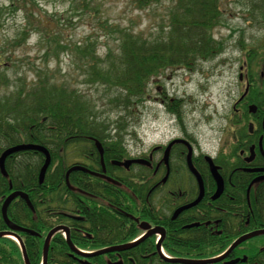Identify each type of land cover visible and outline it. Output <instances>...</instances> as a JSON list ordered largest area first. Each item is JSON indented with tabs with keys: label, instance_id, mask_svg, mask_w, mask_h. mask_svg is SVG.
Here are the masks:
<instances>
[{
	"label": "flooded vegetation",
	"instance_id": "1",
	"mask_svg": "<svg viewBox=\"0 0 264 264\" xmlns=\"http://www.w3.org/2000/svg\"><path fill=\"white\" fill-rule=\"evenodd\" d=\"M238 50L239 55L228 61L230 71L236 69L234 77L228 76L227 107L219 116L222 127L214 154L203 151L196 134L184 128L131 156L125 146L123 154L107 153L111 147L98 141L100 153L94 141L99 163L94 160L90 165L82 157L70 166H84L92 173L80 169L68 172L69 167L65 171L66 189L54 194L60 196L61 205L47 210L45 221H57L55 226L46 223L35 229L15 222L12 217L23 214L18 206L22 201L28 211L27 222L36 223V200L40 201L44 192L38 193L37 187L27 192L9 186L0 204V239H10L14 247L11 253L7 242H1V264H25L23 250L30 264H35L40 254L41 264L47 234L56 226L61 230L49 238L46 264L50 250L53 255L70 257L73 264H182L170 259L191 258L195 249H210L214 235L230 231L241 236L264 229V33L254 44ZM125 160L134 161L127 167L113 163ZM74 171L86 173L89 183L72 185L69 174ZM87 177L79 178L83 181ZM15 191L27 196V201L13 196L6 207V216L17 229L9 227L2 217L3 203ZM190 238L195 247L186 250L184 239ZM245 242L236 248L242 251ZM127 244L132 245L122 248ZM177 252L190 255L181 257ZM246 255L233 250L213 264H227L235 258L238 262L234 264H245L249 261Z\"/></svg>",
	"mask_w": 264,
	"mask_h": 264
},
{
	"label": "rangeland",
	"instance_id": "2",
	"mask_svg": "<svg viewBox=\"0 0 264 264\" xmlns=\"http://www.w3.org/2000/svg\"><path fill=\"white\" fill-rule=\"evenodd\" d=\"M218 5L219 20L212 30L220 51L151 75L139 98L126 95L117 107L112 101L117 89L94 72L107 69L119 53L116 30L149 37L168 24L170 0L144 9L131 0H20L16 8L10 0H0V71L7 83L1 92L7 94L23 81L28 89L37 74H46L89 97L112 126L122 122V144L130 156L178 135L181 128L196 134L203 151L214 154L219 116L227 107L228 76L234 77L236 69L230 71L228 61L239 55L240 46L254 44L264 33V0H218ZM39 29L56 39H47ZM83 44H89L88 51Z\"/></svg>",
	"mask_w": 264,
	"mask_h": 264
},
{
	"label": "trees",
	"instance_id": "3",
	"mask_svg": "<svg viewBox=\"0 0 264 264\" xmlns=\"http://www.w3.org/2000/svg\"><path fill=\"white\" fill-rule=\"evenodd\" d=\"M19 1L10 0V5L16 8L19 6ZM131 1L134 7L144 9L160 0ZM170 1L168 24L161 25L156 34L144 37L128 29H118L114 32L118 36L120 51L107 69H96L94 74L99 81H104L107 87L112 85L117 89L112 100L118 102L117 107L121 106L120 102L124 103L122 97L126 95L139 98L141 85L151 75L171 67L190 66L198 57H206L220 51L219 41L215 39L212 30L214 23L219 20L218 0ZM28 23L30 25L29 21ZM38 32H44L47 39L53 41L56 39L52 37L53 34H47L45 29H39ZM88 45L83 44L87 51L90 48ZM77 51L83 53L80 48ZM36 76L28 89L23 81L6 94L1 92L5 90L7 83L4 74L0 71V155L10 146L33 143L42 145L48 150L51 162L42 183H39L38 175L44 163L41 152L22 150L7 156L4 165L7 176H3L0 172V204L1 199L9 193V186L27 192L37 187L38 193L44 192V194L40 201V198L36 200L38 216L36 223L27 222L28 211L20 204L22 201L17 203L23 214L19 216L20 218L12 217V219L22 226H33L32 228L38 229L46 223L52 227L57 223V221L51 223L49 219L45 221V216L48 217L47 210L51 211L52 206L61 205L58 200L60 196L56 197L54 194L61 193L63 188L66 189L65 171L83 158L90 165L95 164L94 160L99 163L93 143L95 140L103 146L111 147L106 150L107 153L123 154L125 147L122 144L120 131L126 127L122 122L112 126L110 122L101 118L100 111L90 102L89 97L77 89L53 81L46 74L42 76V73H39ZM170 108L171 111H178L176 107ZM120 145L123 147L121 148ZM88 167L92 169L93 166ZM80 176L88 175L82 171L71 172L70 183L74 186L89 183L88 177L82 181ZM45 185L51 189H42ZM88 222L89 219L86 223ZM227 234L214 235L210 241V249L205 251L195 249V254H191L190 257L207 258L220 254L239 235L230 231ZM3 240L7 242V248L12 253L14 242L10 239ZM2 241L0 239V244ZM194 243L191 238L184 239V248L191 250V246L195 247ZM197 244L199 240H196V248ZM242 246V251L239 248L234 250L247 254L249 260L247 264H264V247L262 250L259 248L264 246V237L252 238ZM177 255L186 257L190 254L177 252ZM39 261L40 254L35 257L33 263L38 264ZM48 264H73V261L64 255H53L50 250Z\"/></svg>",
	"mask_w": 264,
	"mask_h": 264
},
{
	"label": "water",
	"instance_id": "4",
	"mask_svg": "<svg viewBox=\"0 0 264 264\" xmlns=\"http://www.w3.org/2000/svg\"><path fill=\"white\" fill-rule=\"evenodd\" d=\"M95 144L99 148V152L102 153V149H101L102 147H101V145L99 144V142L97 140L95 141ZM21 150H36V151H39V152L44 154V157H45L44 158V163L41 166V169H40V172H39V182H41L43 180V177H44V174L46 172V169H47V167L50 164V154H49L48 150L45 147H43L42 145H38V144L20 143V144L13 145V146H10V147L6 148L2 152V154L0 155V171H1V173L4 176L7 175L5 167H4V161H5L6 157L9 156L12 153H15V152H18V151H21ZM133 161L134 160H125V161H121V162L120 161H113V163L114 164H118V165H124L125 167H127ZM209 162H210V166H211L212 170H214V172H216L217 167L214 166L212 160H209ZM76 169H80V170L92 173L87 168H85L84 166H80V165H73L72 167H70L68 169V172L71 171V170H76ZM16 195H20L24 199H26V197H27L26 194H24L23 192L15 191V192H13L12 194H10L7 197V199L4 201L3 206H2V217L5 220V222L7 223V225H9V227H11L13 229H17V227L14 226L8 220V218L6 216V207H7L8 203H9V201L11 200V198H13V196H16ZM26 201H27V199H26ZM58 230H61V227L56 226L53 229H51L49 231V233L47 234V237H46V240H45V244H44V248H43V258H42V263L41 264H46L49 238L52 236V234L54 232H56ZM29 232H31V231H29ZM261 234H264V229L252 231V232H249V233H246V234H243V235L239 236L237 239H235L229 245V247L222 254H220V255H218L216 257H212V258H208V259L172 258L170 260L173 261V262H179V263H182V264H212V263L218 262V261L224 259L225 257H227L229 255V253L238 244H240L241 242H243V241H245V240H247V239H249L251 237L261 235ZM0 235H2V234H0ZM66 235H67V231H66ZM131 245L132 244H127V245L122 246V248L130 247ZM23 256H24L25 264H30L28 259H27V256H26V253H25L24 250H23ZM242 260H245V257H243ZM236 262H238V259H232V260L227 261V264H234Z\"/></svg>",
	"mask_w": 264,
	"mask_h": 264
}]
</instances>
